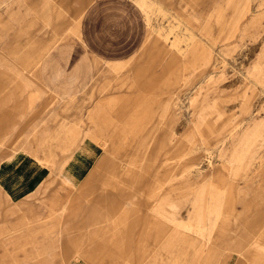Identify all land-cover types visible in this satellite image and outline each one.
<instances>
[{
  "label": "rangeland",
  "instance_id": "rangeland-1",
  "mask_svg": "<svg viewBox=\"0 0 264 264\" xmlns=\"http://www.w3.org/2000/svg\"><path fill=\"white\" fill-rule=\"evenodd\" d=\"M12 10L0 15V161L61 167L83 144L102 159L96 182L137 200L138 264L217 262L234 230L239 259L264 264V0Z\"/></svg>",
  "mask_w": 264,
  "mask_h": 264
},
{
  "label": "crops",
  "instance_id": "crops-1",
  "mask_svg": "<svg viewBox=\"0 0 264 264\" xmlns=\"http://www.w3.org/2000/svg\"><path fill=\"white\" fill-rule=\"evenodd\" d=\"M14 1L0 0V15ZM84 148L61 167L20 153L0 161V264H138V215L126 212L137 200L119 193L125 183L96 182L102 159L93 166ZM222 237L231 253L201 264H248L235 251L239 232Z\"/></svg>",
  "mask_w": 264,
  "mask_h": 264
}]
</instances>
